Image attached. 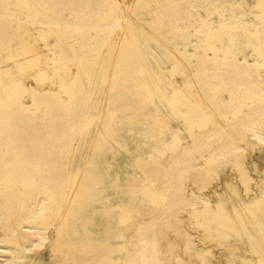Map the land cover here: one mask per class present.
Returning <instances> with one entry per match:
<instances>
[{
    "label": "rangeland",
    "instance_id": "rangeland-1",
    "mask_svg": "<svg viewBox=\"0 0 264 264\" xmlns=\"http://www.w3.org/2000/svg\"><path fill=\"white\" fill-rule=\"evenodd\" d=\"M134 1L0 0V264H264V1Z\"/></svg>",
    "mask_w": 264,
    "mask_h": 264
},
{
    "label": "bare ground",
    "instance_id": "bare-ground-1",
    "mask_svg": "<svg viewBox=\"0 0 264 264\" xmlns=\"http://www.w3.org/2000/svg\"><path fill=\"white\" fill-rule=\"evenodd\" d=\"M23 0H21V2H22ZM261 1H264V0H261ZM136 2H138V0H135L134 1V4L136 3ZM259 2V1H258ZM260 3V2H259ZM262 3V2H261ZM143 4V3H142ZM136 6V5H135ZM263 7V6H262ZM230 26V25H229ZM235 27V26H234ZM234 27H231L232 29L234 28ZM228 29V28H227ZM234 31H236V30H234ZM243 33H244V31H243ZM248 32H247V30H246V34H247ZM250 33V32H249ZM253 34V33H252ZM30 47L29 48H26V49H24V52L26 53V54H32V52H34L33 53V55H31L29 58L28 57H26L25 56V59H24V61L22 62L24 65H26V67H31L30 69H33L34 67H33V64L35 63V61L38 59V55L37 54H35V51H32V47H31V45H29ZM162 50V49H161ZM231 51V50H230ZM229 51V52H230ZM233 52V51H232ZM25 53H23V55H25ZM162 53V52H161ZM234 53V52H233ZM163 54H165V53H163ZM22 55V56H23ZM166 56V55H165ZM184 56H187V54L186 53H181V57H184ZM168 58V57H167ZM177 65V64H176ZM34 66H36V64L34 65ZM33 67V68H32ZM255 67H258V64H255ZM6 73H7V70H4V71H0V75H6ZM78 75H79V73L74 77V81L75 80H77V77H78ZM38 76L39 77H41L42 76V74L41 73H38ZM1 79V78H0ZM1 82V81H0ZM151 84V83H150ZM190 84H188V85H186L187 86V88H188V86H189ZM151 87H152V85H151ZM62 88L63 89H66V86H65V84L63 83V86H62ZM187 88H186V90H187ZM151 89V88H150ZM152 91L151 92H153V90L154 89H151ZM155 92V91H154ZM153 92V93H154ZM186 91L183 89L182 91H180V92H177L176 93V96H178L180 93H185ZM156 94V93H155ZM154 94V95H155ZM160 94V93H159ZM152 95V94H151ZM154 95H152V96H154ZM182 95V94H181ZM188 95V94H187ZM175 96V97H176ZM149 98H151L152 99V97L150 96ZM173 103H174V101H173ZM177 103V102H176ZM35 104V103H34ZM216 146V145H215ZM212 156V155H211ZM210 156V157H211ZM258 177V176H257ZM260 178H262V176L260 177ZM260 178H258V179H260ZM253 180V179H252ZM259 182V181H258ZM257 183V182H256ZM227 185H228V183H227ZM263 185V184H262ZM249 186H250V184H249ZM260 186H261V184H260ZM264 186V185H263ZM227 187V186H226ZM229 187H231V186H229ZM233 187H234V185H233ZM255 187V186H254ZM258 187L259 186H257V189H258ZM237 188V187H236ZM235 187H234V189H236ZM256 188V187H255ZM233 189V190H234ZM264 189V188H263ZM233 190H232V192H233ZM260 190V189H259ZM237 192H239V191H237ZM254 192V191H253ZM263 192V191H262ZM238 195V197H237V199L239 198V196H240V193H237ZM244 194V193H243ZM257 195V194H256ZM222 196V195H221ZM220 196V197H221ZM225 196V195H224ZM223 197V196H222ZM222 197L220 198L221 200H222ZM243 197V196H242ZM225 199V198H224ZM241 199V198H240ZM221 200H220V202H221ZM224 201V200H223ZM239 201V200H238ZM241 201V200H240ZM242 202V201H241ZM228 203V202H227ZM230 204V203H229ZM224 206V208H222V207H219V209H218V211L215 213V214H213L211 217H207L205 220L206 221H204L205 223H206V225L208 224V222L207 221H209V220H207V219H210V221L211 222H214V224H215V226L217 227L216 229H219V231H221L222 232V230H224V228L225 227H228V228H230V229H232V227H230V221L232 220L231 219V217H230V212H228L225 208H226V206H225V204H223ZM237 205V204H236ZM240 205V204H239ZM242 210L245 212V214L248 216V217H254L255 219H257V218H259V217H264V193L262 194V195H260V196H258V197H254V198H252V199H250L249 201H246V202H244V203H242ZM240 207V206H239ZM205 209V208H204ZM231 209V208H230ZM234 210H237V209H234ZM241 210V207H240V211H242ZM237 211H239V210H237ZM236 212V211H235ZM235 212H234V214H235ZM238 213V212H237ZM236 213V214H237ZM235 214V215H236ZM244 214V213H243ZM230 218V220H228L227 218ZM247 217V218H248ZM174 220V219H173ZM263 220V219H262ZM233 221V220H232ZM203 222V223H204ZM203 223H202V226H203ZM228 224H230L229 226H228ZM177 225V224H176ZM179 225V224H178ZM205 225V224H204ZM205 225V226H206ZM59 226V225H58ZM174 226H175V224H174ZM254 226V231H255V233H259L262 237H263V241H264V223L262 224L261 222H259V221H257V220H255V224L253 225ZM173 227V226H172ZM208 227H210V226H208ZM58 229H59V227H58ZM239 229V228H238ZM175 230H176V228H175ZM59 231V230H58ZM57 233H59V232H57ZM183 233V232H182ZM222 233H224V232H222ZM239 233V232H238ZM185 235V243L187 244V245H191V241H190V237L188 236V235H186V234H184ZM223 235V234H222ZM59 236V235H58ZM181 236H182V234H181ZM187 237H188V241H187ZM242 237V236H241ZM248 237H249V239L251 240V242L256 246V247H258V248H261L262 247V245H261V243H257L256 241H255V235H254V233H248ZM58 242H63L64 241V239H63V237H59L58 238V240H57ZM205 250V249H204ZM198 255H204V254H198ZM253 257V256H252ZM254 259H256V258H254ZM257 260H258V258H257ZM241 261V260H240ZM261 262L263 263V260H261ZM245 264H251L250 262H247V261H245Z\"/></svg>",
    "mask_w": 264,
    "mask_h": 264
}]
</instances>
